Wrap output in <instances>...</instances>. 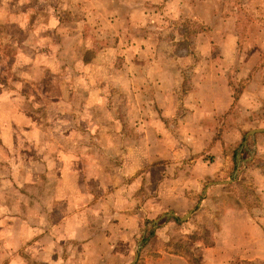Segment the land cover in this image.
Masks as SVG:
<instances>
[{"label":"crops","instance_id":"obj_1","mask_svg":"<svg viewBox=\"0 0 264 264\" xmlns=\"http://www.w3.org/2000/svg\"><path fill=\"white\" fill-rule=\"evenodd\" d=\"M9 48L0 51L12 72L0 76V151L8 153L0 168H14L0 169V264H132L136 254L133 264H264V129L246 130L234 111L252 116L253 85L234 96L215 64H196L180 111L174 58L166 76L144 77L131 55L122 80L115 71L101 80L98 52L79 62L91 75L54 83L52 60L37 65L28 54L34 47ZM39 65L42 78L21 77ZM101 82L123 83L129 98L155 85L152 95L140 90L141 103L154 109L136 111L135 127L118 126L110 110L100 120ZM132 132L137 137H127ZM101 135L112 139L108 149L122 151L108 170L84 152L106 148ZM241 185L254 190V202ZM150 225L154 236L142 244Z\"/></svg>","mask_w":264,"mask_h":264},{"label":"rangeland","instance_id":"obj_2","mask_svg":"<svg viewBox=\"0 0 264 264\" xmlns=\"http://www.w3.org/2000/svg\"><path fill=\"white\" fill-rule=\"evenodd\" d=\"M132 43L137 51L130 53L128 49ZM0 45H3L0 51L7 53L11 51L9 47L13 51L23 46L34 47V55L28 53L30 60L35 59L37 65L52 60L54 71L48 78L54 83L76 78L80 74L82 77L91 75L79 62L82 60L87 64L98 52L104 56V65H101L103 70L99 72L101 80L107 79L114 71L117 78L122 80L124 67L131 55L136 59L133 66L135 71L144 70V77L151 71L154 76L158 73L166 76L169 69L167 63L174 58L180 69V111L187 108L184 95L192 85L196 64L213 63L214 68L223 72L234 96H239L245 90L249 92L253 85L251 94L256 109L252 111V116L247 112L242 115L237 109L234 111L239 122L242 120L244 125H248L246 130L259 125L264 129V0H0ZM146 46L150 47V52L145 51ZM9 59L10 56H0L2 78H12L10 68L6 69L11 64L7 62ZM44 67L39 65L26 71V75L25 71L21 72V77L30 75L34 79L42 78ZM136 85L141 87L140 82ZM118 86L112 88L101 82L103 99L100 120L106 121L108 118L104 113L110 110L116 113L118 126L133 124L135 127L138 123L136 111L142 107L154 109L151 103L149 107L141 103L140 95L143 94L140 90L145 89L146 95H152L156 86L150 84L152 89L149 91L141 87L139 91H133L132 98H129L130 94L123 83ZM134 89H137L135 85ZM59 92L54 84L53 93ZM130 110H133V118L125 116ZM127 137L134 138L137 135L132 132ZM111 141L109 135H101V142L106 148L84 151L100 158L106 170L110 164L113 165L110 159L114 154L122 153L118 149L107 148ZM26 152L29 154V150ZM21 155L22 159H28L24 158L28 155ZM7 156L8 153L0 151L2 162L8 160ZM13 168L8 165L0 169L4 175H11ZM244 189L246 194L252 191L244 185L238 190L242 192ZM0 190H3L2 185ZM7 191L8 186L5 188ZM255 196L253 190L248 196L249 202H254ZM8 200L15 201L12 198ZM180 230L183 229L177 230L173 239L182 236ZM49 258H56V255H49ZM21 264L48 262H33L27 258Z\"/></svg>","mask_w":264,"mask_h":264},{"label":"trees","instance_id":"obj_3","mask_svg":"<svg viewBox=\"0 0 264 264\" xmlns=\"http://www.w3.org/2000/svg\"><path fill=\"white\" fill-rule=\"evenodd\" d=\"M178 224L180 223L178 220L176 221ZM154 236L153 225H150L145 231V235L142 238V244H144L147 240L151 239Z\"/></svg>","mask_w":264,"mask_h":264},{"label":"water","instance_id":"obj_4","mask_svg":"<svg viewBox=\"0 0 264 264\" xmlns=\"http://www.w3.org/2000/svg\"><path fill=\"white\" fill-rule=\"evenodd\" d=\"M137 257H138V254L135 255L134 262L137 260ZM134 262H133V263H134ZM133 263H132V264H133Z\"/></svg>","mask_w":264,"mask_h":264}]
</instances>
